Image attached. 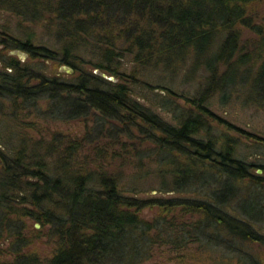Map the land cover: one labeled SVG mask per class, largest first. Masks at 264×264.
<instances>
[{
    "label": "trees",
    "instance_id": "trees-1",
    "mask_svg": "<svg viewBox=\"0 0 264 264\" xmlns=\"http://www.w3.org/2000/svg\"><path fill=\"white\" fill-rule=\"evenodd\" d=\"M254 1L0 0V10L46 26L60 48L4 32L0 44L74 67L78 52L108 62L130 54L147 69L160 68L171 76L162 86L190 105L186 109L174 106L172 98L163 100L174 112V123L133 97L122 79L87 70L65 79L3 60L0 109L8 105L12 113L28 111L50 120L93 117L103 124L99 133L109 125L107 136L118 137L112 148L138 130L156 156L162 187L188 193L154 198L123 193L124 174L112 169L115 150L83 158L87 144L94 143L89 134L55 133L49 142L28 146L27 139L14 141L0 133V239L16 231L17 214L50 225L57 238L48 260L21 256L15 264H141L156 246L191 243L260 264L247 247L264 246V164L246 160L239 142L218 135L211 122L227 123L264 143L211 108L216 94L222 103L234 96L264 103V22L250 15ZM244 27L258 36L245 39ZM96 66L117 74L110 64ZM176 82L194 86L179 93ZM255 166L262 174L253 171ZM146 207H158L161 213L143 218L140 211Z\"/></svg>",
    "mask_w": 264,
    "mask_h": 264
},
{
    "label": "rangeland",
    "instance_id": "rangeland-1",
    "mask_svg": "<svg viewBox=\"0 0 264 264\" xmlns=\"http://www.w3.org/2000/svg\"><path fill=\"white\" fill-rule=\"evenodd\" d=\"M249 10L255 22H264L262 20L264 18V0H255L250 4ZM0 32H4L6 36L11 35L20 39L31 38L36 44H46L60 48L59 43L55 39H51L46 26L22 21L18 16L3 10H0ZM243 33L244 38L249 41L258 36L247 27L243 28ZM78 53L79 55H75L76 58L72 59L77 66L74 67L60 59L32 57L22 49L6 47L4 44H0V69H4V61L11 58L21 66H30L47 75H58L65 79H73L81 70L98 72L113 81L122 79L129 83L133 97L174 123L176 122L174 112L172 108L163 106V100L167 98L174 99V106L176 105V107H180L179 104L186 109L190 106L185 99L170 94L162 86L164 83L169 84L171 76H167L160 68L157 69L151 66L147 69L145 65L135 62L130 54L125 57H116L117 59L108 62L101 60L97 54L89 52ZM116 61H120V63ZM97 62H103L105 65L110 64L112 68H115L117 74L100 70L96 66ZM165 76L169 79H164ZM176 84L174 89H177L179 93L182 90L187 91L186 89H190V86L191 88L194 86L191 83L181 84V87L178 86L179 82H176ZM189 93H193V90ZM238 98L236 97L235 99L234 96L229 102L222 103L219 94H216L211 99V108L217 115L231 124L264 139V103H245ZM46 103V101H43L41 104L45 107ZM211 122L216 126L215 132L218 135L226 134L239 142L238 151L244 154L246 160L264 164V143L256 142L254 137L244 136L245 134L243 135L227 123ZM102 127V122L99 121L98 124L93 117L73 120H50L38 117L35 113L32 114L28 111L21 110L18 113H12L8 105L0 109V133L8 139H14V141L20 138L27 139V142H29L28 146L42 139L49 142L55 133H60L62 134L61 136L65 137L79 138L89 134L90 138H93L94 143L87 144L86 149L82 153L83 158L96 153V155L99 153L109 156L107 151L111 150L112 143L116 142L118 137L107 136L109 125L105 126L104 134L99 133ZM98 136L101 137L100 140L97 139ZM149 146L151 145L145 141L143 134L138 130H134L132 136H124L122 143L112 148L118 154L112 161V169L124 174L120 183L123 193L140 198L187 195V192H173L168 190L169 188L162 187L159 179V164L151 149H148ZM253 171L260 174L263 172L259 166H255ZM160 213L161 210L158 207H146L140 211V215L146 219H152ZM13 218L15 220L13 229L16 228L15 230L19 232L7 231L1 237L0 264H15L17 258L21 256L30 259L36 257L40 262L51 258L57 247V238L52 235L50 225L41 223L35 217L29 215L17 214ZM247 250L258 258L260 264H264V246L253 243L248 245ZM232 256H228V253L222 251L202 249L197 243H191L182 248L162 245L156 246L153 256L141 264H247Z\"/></svg>",
    "mask_w": 264,
    "mask_h": 264
},
{
    "label": "water",
    "instance_id": "water-1",
    "mask_svg": "<svg viewBox=\"0 0 264 264\" xmlns=\"http://www.w3.org/2000/svg\"><path fill=\"white\" fill-rule=\"evenodd\" d=\"M261 171V170H260Z\"/></svg>",
    "mask_w": 264,
    "mask_h": 264
}]
</instances>
